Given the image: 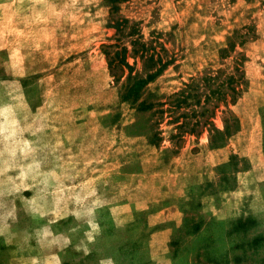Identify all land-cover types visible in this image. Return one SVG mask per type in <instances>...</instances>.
I'll use <instances>...</instances> for the list:
<instances>
[{"label": "rangeland", "instance_id": "1", "mask_svg": "<svg viewBox=\"0 0 264 264\" xmlns=\"http://www.w3.org/2000/svg\"><path fill=\"white\" fill-rule=\"evenodd\" d=\"M119 15L171 62L127 99L155 66L108 2L0 0V264H264V0H127ZM245 26L234 105L198 135L170 121L199 107L154 113L232 66L217 51ZM122 47L131 69L108 64Z\"/></svg>", "mask_w": 264, "mask_h": 264}, {"label": "trees", "instance_id": "2", "mask_svg": "<svg viewBox=\"0 0 264 264\" xmlns=\"http://www.w3.org/2000/svg\"><path fill=\"white\" fill-rule=\"evenodd\" d=\"M110 5L111 21L113 24L110 28H114L117 32H123L129 29L128 36L136 35L137 39L131 41V56L132 58L139 57L148 59L152 62V66H155L153 72L147 74L145 79L135 80L133 85L128 89V95L126 99L131 96H137L139 91L144 88L148 83L152 82L157 76H159L165 67L171 64L170 61L163 62V58L159 55L149 53L151 48L143 44L141 36L139 34V29L136 23H131L129 26V20L123 18L119 15L120 6L127 0H105ZM247 29L248 34H241L240 31L234 30L230 36L226 37L225 42L220 46L217 51L218 59L225 60L233 54L235 57L234 64L229 66L226 71H222L218 76H212L210 70L208 69L206 73L201 77L200 82L195 80H190L189 83L182 84L183 87L177 92L170 96V101L168 103H158L159 107H163L165 104L168 105V110H158L154 113L164 114L168 112L173 115L175 112L185 109L189 106L199 107L196 112L192 110V114L189 118L186 114H180L177 117L172 118L171 124H175V129L179 130L180 133H187L189 135H198L199 130L203 129L205 126H212V123L208 119L213 117L214 111L222 105L227 107L228 105H234L237 102L239 96L241 85L244 80V72L242 70V62L244 61V56L240 55V48H242L247 40L249 32H252L254 38L256 35V30L253 27H244ZM111 47V46H108ZM108 59V64L110 67L113 65H120L123 68L131 69L126 63L127 49L122 47L120 50H116L110 58L108 52L104 53ZM239 55V56H238ZM156 57V59H155ZM158 65V67H157ZM157 67V68H156ZM152 105L150 104L147 109H150ZM180 119L183 121L180 122ZM204 119V120H203ZM224 132H220L212 128L214 135L211 136L210 142L213 148H220L223 146L224 139L230 135L231 125L226 122ZM187 129L186 131H181ZM220 142V143H219Z\"/></svg>", "mask_w": 264, "mask_h": 264}]
</instances>
